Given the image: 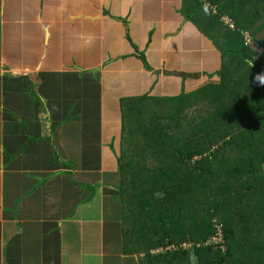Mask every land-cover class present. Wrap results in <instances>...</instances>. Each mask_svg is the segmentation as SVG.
Wrapping results in <instances>:
<instances>
[{"label": "crops", "instance_id": "0c3cea01", "mask_svg": "<svg viewBox=\"0 0 264 264\" xmlns=\"http://www.w3.org/2000/svg\"><path fill=\"white\" fill-rule=\"evenodd\" d=\"M187 3L209 7L0 0V264H141L120 254L122 105L214 82Z\"/></svg>", "mask_w": 264, "mask_h": 264}, {"label": "trees", "instance_id": "16d2710c", "mask_svg": "<svg viewBox=\"0 0 264 264\" xmlns=\"http://www.w3.org/2000/svg\"><path fill=\"white\" fill-rule=\"evenodd\" d=\"M204 1L185 14L221 54L214 82L122 105L120 254L141 264H264V58L245 45L264 48V0Z\"/></svg>", "mask_w": 264, "mask_h": 264}, {"label": "built area", "instance_id": "2783aa9c", "mask_svg": "<svg viewBox=\"0 0 264 264\" xmlns=\"http://www.w3.org/2000/svg\"><path fill=\"white\" fill-rule=\"evenodd\" d=\"M223 22L230 28V29H235V25L233 23L232 20H228V19H223ZM245 45L250 48L254 53H256L258 55V57L260 59H263L264 58V48L261 47L258 43H256L252 36L250 34H246V40H245ZM216 239H219L218 237L215 238ZM183 247H187V245H183ZM175 250L176 247H171V248H168V249H161V250H158L157 252H165L167 250Z\"/></svg>", "mask_w": 264, "mask_h": 264}, {"label": "clouds", "instance_id": "9594fccd", "mask_svg": "<svg viewBox=\"0 0 264 264\" xmlns=\"http://www.w3.org/2000/svg\"><path fill=\"white\" fill-rule=\"evenodd\" d=\"M256 82L259 86H264V72L257 74Z\"/></svg>", "mask_w": 264, "mask_h": 264}, {"label": "rangeland", "instance_id": "374dc122", "mask_svg": "<svg viewBox=\"0 0 264 264\" xmlns=\"http://www.w3.org/2000/svg\"><path fill=\"white\" fill-rule=\"evenodd\" d=\"M180 96V95H179ZM178 97V96H177ZM171 98H173V97H171ZM135 99H138V98H130L129 100H135ZM152 116H154V112L152 111L151 112V115L149 116V117H152ZM122 119V118H121ZM120 156H121V154H120ZM109 209L111 210L112 209V206H110L109 207ZM194 252H192V257L195 259V255L193 254Z\"/></svg>", "mask_w": 264, "mask_h": 264}]
</instances>
